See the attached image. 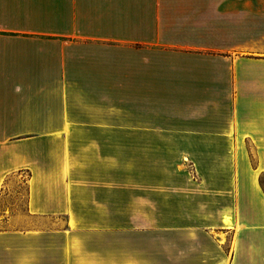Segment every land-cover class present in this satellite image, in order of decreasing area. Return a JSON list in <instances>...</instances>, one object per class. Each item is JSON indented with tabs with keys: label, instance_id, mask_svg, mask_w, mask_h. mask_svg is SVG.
<instances>
[{
	"label": "crops",
	"instance_id": "1",
	"mask_svg": "<svg viewBox=\"0 0 264 264\" xmlns=\"http://www.w3.org/2000/svg\"><path fill=\"white\" fill-rule=\"evenodd\" d=\"M238 7L0 0V214L28 175L25 214L1 216L0 264H264V55L240 47ZM127 102L141 103L134 124ZM158 135L207 152H189L198 181L229 183L212 210L206 192L183 196V213L209 220L112 219L128 181L158 179Z\"/></svg>",
	"mask_w": 264,
	"mask_h": 264
},
{
	"label": "rangeland",
	"instance_id": "2",
	"mask_svg": "<svg viewBox=\"0 0 264 264\" xmlns=\"http://www.w3.org/2000/svg\"><path fill=\"white\" fill-rule=\"evenodd\" d=\"M239 35L240 47L246 52L247 42L249 40L252 47L259 54L264 55V0H254V6L248 5L247 0H239ZM254 8L255 16L252 18L250 12ZM239 57H249L247 54H238L233 57V60L238 61ZM264 57V56H257ZM223 60H226L222 58ZM231 61V59H227ZM240 61V60H239ZM141 103L127 102L128 124H134L133 116L135 115L136 105ZM145 104V103H142ZM158 106V111L153 114H163L166 103H154ZM144 114V111H141ZM140 112V113H141ZM132 118V119H131ZM131 119V120H129ZM168 135H158L159 148L152 149L153 156L150 158L155 169L153 175L158 178L156 181L147 182H127V213L111 215L112 219H117L127 222H166V221H183L187 220H209L213 215L199 214L197 207L190 213H183L185 193L192 198V204L198 205L200 199H197L200 194L207 193L206 206L208 209H214L217 201H230L225 199L223 189L227 187L228 182L225 181H207L205 183L198 181L199 176L196 174L195 167L189 162L190 154L207 153L205 151H183L167 148L166 138ZM253 152V151H252ZM134 150L128 149V177H137L135 175V167L133 164ZM213 155L212 151L209 152ZM145 164L147 159L142 158ZM26 173L16 174L11 178L10 187L3 193L1 198L2 213L1 216H15L25 214L28 202V192ZM23 181V182H22ZM260 183L264 188V175L260 179ZM185 189L187 190L185 192ZM199 189V190H198ZM199 191V192H198ZM174 209H173V208ZM225 220H230L225 217ZM1 227V224H0Z\"/></svg>",
	"mask_w": 264,
	"mask_h": 264
}]
</instances>
